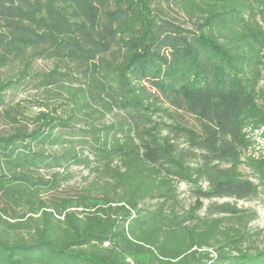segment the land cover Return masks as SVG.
Instances as JSON below:
<instances>
[{
  "label": "trees",
  "instance_id": "obj_1",
  "mask_svg": "<svg viewBox=\"0 0 264 264\" xmlns=\"http://www.w3.org/2000/svg\"><path fill=\"white\" fill-rule=\"evenodd\" d=\"M0 107V264H264L256 214L199 215L264 193V0H0ZM72 167L93 180L59 194Z\"/></svg>",
  "mask_w": 264,
  "mask_h": 264
},
{
  "label": "rangeland",
  "instance_id": "obj_2",
  "mask_svg": "<svg viewBox=\"0 0 264 264\" xmlns=\"http://www.w3.org/2000/svg\"><path fill=\"white\" fill-rule=\"evenodd\" d=\"M162 10L164 14L169 15L170 17L174 18L175 20H178L183 25L187 27H191V22L183 18L182 16L178 15L176 12V8L169 5L168 2H162ZM55 66V62L52 60H38L35 64L36 72L44 73L52 70ZM42 97L38 93L37 90L29 88V89H22L18 90L13 93H9L6 98V102L8 105H13V103L17 102H26L28 100H35ZM158 104L163 106L164 108H168L170 110V115L166 113H159L157 120L164 121L167 123H179L183 127H189L192 128L194 131L204 132L202 124L198 122L197 119L190 116L187 113H184L180 110H175L168 106V104L165 102L164 99H161L158 101ZM4 107H0V116L1 111ZM34 113V111H32ZM118 118L117 113L110 114L106 118V123H111L115 121ZM10 129L8 123L6 120L0 118V133H4L5 131H8ZM182 139H185L184 137L181 138V142L184 144ZM256 155H264V151L262 149L259 150V147L255 149ZM261 151V153H260ZM260 153V154H259ZM44 171H42V174ZM63 173V171H61ZM71 175L68 178H65L66 181L63 183L62 187L58 190L59 194H69V195H75L77 194L82 188L87 186L92 180L93 176L89 175L88 170H84L81 167H72L70 172ZM242 174L245 179L253 180L255 183H257L256 179L254 178L251 171L247 168H242ZM204 188H208L207 183H203ZM178 192L180 195V201L182 205L183 210H189L190 207L196 204V197L193 192V188L186 183H180L178 185ZM156 201L147 202L144 204L146 207H152ZM232 204L236 205V207L240 210H246L251 215L256 216L252 219V221L249 224L250 232L252 233L254 240L256 242V246L259 247V249H264V193H259L253 198H250L248 200H242V201H236L235 199H204L202 203V209L199 211V215L201 217H205L207 214H209V211L213 209L216 205H223V204Z\"/></svg>",
  "mask_w": 264,
  "mask_h": 264
}]
</instances>
